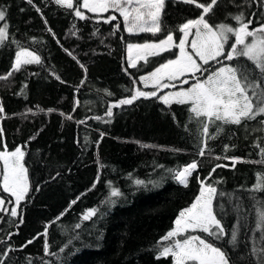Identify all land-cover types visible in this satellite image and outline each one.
<instances>
[{
    "label": "trees",
    "instance_id": "1",
    "mask_svg": "<svg viewBox=\"0 0 264 264\" xmlns=\"http://www.w3.org/2000/svg\"><path fill=\"white\" fill-rule=\"evenodd\" d=\"M0 6L7 8L11 37L0 46V76L12 70L20 47L35 52L42 61L23 65L8 79H0V150L3 145L9 151L22 146L30 188L17 208V217L0 212V259L4 264H172L170 256L156 258L157 242L199 194V179L208 177L217 164L222 167L208 181H219L214 186L223 194L214 200L216 215L227 233L234 228L238 232L235 245L229 243L228 235L217 246L231 264H257L252 249L264 247V231L256 228V211L258 202H264V192L249 189L258 174L264 175V163L259 162L264 116L241 125H225L222 133L207 141L201 157L200 129L190 121L186 105H165L155 97H141L113 108L111 117L106 115L109 104L130 98L136 88L147 90L139 81L144 71L175 57L166 52L149 57L147 63L138 62L136 68L127 66L128 43L157 37L129 34L117 12V19L106 23L103 14L82 9L90 17L82 20L54 0H33L32 4L0 0ZM201 11L179 0H165L163 24L175 29ZM240 11L246 21H253L250 29L264 23V0H219L208 19L212 24L235 26L229 14ZM174 35L178 43L181 34ZM233 63L254 71L246 58ZM225 156L239 158V162L233 164ZM193 160L198 169L187 186H182L169 170ZM136 179L147 186L136 185ZM109 181L122 193L113 198L114 204L104 203L111 191ZM0 198L10 210L11 196L0 190ZM93 208L98 209L97 215L82 220ZM65 209L67 213L52 223ZM76 224L81 225L79 229ZM46 225L47 235H40ZM46 240L49 252L57 255L45 254ZM8 249L12 250L5 257Z\"/></svg>",
    "mask_w": 264,
    "mask_h": 264
},
{
    "label": "snow or ice",
    "instance_id": "2",
    "mask_svg": "<svg viewBox=\"0 0 264 264\" xmlns=\"http://www.w3.org/2000/svg\"><path fill=\"white\" fill-rule=\"evenodd\" d=\"M32 2L33 0H27L29 4ZM54 2L71 10L76 17L82 20L90 18L85 15L82 9L96 14L114 10L122 17L124 28L129 34L150 33L157 37L156 40L144 43L127 44L128 63L132 68L137 67L138 61L147 63L149 57H156L162 53L172 52L175 55V59L167 60L156 67L154 71L140 77V81L145 84L150 81L154 90L142 91L136 88L130 98H123L109 104L106 111L107 116H112L113 108L130 105L141 97H155L165 105L173 103L186 105L190 121L194 120L200 129L201 146L198 154L201 157L207 150V141L215 139L222 133L225 125H241L245 121H254L257 117L264 116V23L250 29L253 21L251 19L246 21L243 11L236 15L229 14V17L236 22L235 26L226 22L212 24L208 17L213 14L219 0H209L208 3H202L200 0H179V2L195 5L202 11L197 18L186 19L185 22L172 29L164 26L162 20L165 0H82V3L81 0H76L75 4L74 0H54ZM255 2L261 3V0H255ZM6 18L7 8L0 6V46L11 39ZM99 18L97 16V19ZM116 19V15H109L105 22H113ZM118 28L119 24L114 32ZM176 32L181 34L179 43H176L174 35ZM190 36L192 39L189 41ZM230 39L233 42L229 44ZM173 49H178V54L173 52ZM241 57L252 63L254 71L245 65L233 63ZM41 62V57L35 52L20 47L15 53L12 70L5 76H0V79H8L13 71H19L23 65L40 64ZM81 68L84 66L81 65ZM254 76L255 78H253ZM188 78L192 79L189 87H182L178 91L158 95L161 89L174 86L171 84L173 81L188 84ZM133 83L135 84V80ZM105 91L107 92V90ZM107 95L111 96L112 94L107 93ZM28 111L30 112L31 109ZM0 112H3L2 107H0ZM71 118V116L67 117V119ZM96 119H100V117H96ZM80 123H84V121H80ZM261 124L264 125V120L261 121ZM213 127L215 132L211 133L210 128ZM2 131L0 129V133ZM102 136L103 134H101ZM256 146L259 147V143ZM2 147L3 150H0L2 190L15 198L16 206L9 210L4 207L5 200L0 198V212H7L10 216L17 217V208L30 191L26 176L27 170L22 162L25 153L22 146H17L12 151L7 150L6 145ZM227 151L228 146L226 145L225 152ZM260 155L262 159L259 162L264 163V148H260ZM224 158L230 159L233 164L239 162V158L236 157L225 156ZM216 159H220V157H216ZM219 167L222 165H215L208 177L199 179V194L190 206L179 212L174 226L157 242V259L171 256L173 264H231L229 256L221 247L217 246V242L230 235L229 243L235 245L238 240V232L234 228L230 234L227 233L221 220L217 218L214 200L218 195L223 194L219 193L214 186V183H219V181L208 182L212 173ZM197 169L198 162L193 160L182 168L170 169L169 172L173 174L178 183L187 186L189 177ZM98 181L99 175L97 176ZM108 183L111 187V181ZM134 183L138 186H147L146 182L140 179H136ZM148 183L155 185L157 182L149 181ZM249 191L264 192V175L258 174L256 184ZM120 196H122L120 190L111 187L110 195L104 203L114 204L113 198ZM75 203V200L72 201L69 208ZM258 203L260 206L256 211V228L264 231V202ZM67 211L68 209H65L60 213L52 223L59 221ZM97 213L98 209H88L81 218L87 221ZM20 222H23L22 217ZM80 226V224H76L75 228L79 229ZM47 227L46 225L45 232L40 235H47ZM195 232L201 234H192ZM27 243L31 244L32 241L29 240ZM11 250H6L3 255L6 257ZM44 251L47 255H57L49 252L47 240ZM60 251L63 252L64 249L61 248ZM252 254L257 257V264H264V247L259 249L253 247ZM0 264H4L2 259H0Z\"/></svg>",
    "mask_w": 264,
    "mask_h": 264
},
{
    "label": "rangeland",
    "instance_id": "3",
    "mask_svg": "<svg viewBox=\"0 0 264 264\" xmlns=\"http://www.w3.org/2000/svg\"><path fill=\"white\" fill-rule=\"evenodd\" d=\"M81 3H82V0H81ZM83 10H85V9H83ZM115 11L114 10H110L108 13H100V14H103V16L105 17V20H106V18L109 16V15H115ZM192 39V37L190 36L189 37V41ZM179 43V42H178ZM129 44V43H128ZM133 44H136V43H133ZM30 51V50H29ZM176 53L178 54V49H176ZM171 59H175V57H173V58H171ZM169 60V59H168ZM139 62V61H138ZM137 62V63H138ZM166 62V61H165ZM164 62V63H165ZM199 62V61H198ZM126 64L127 65H129V63H128V52H127V45H126ZM159 66V65H158ZM158 66H156V67H158ZM155 67V68H156ZM154 68V69H155ZM154 69H152V70H150V71H144L140 76H139V81H140V77L141 76H146L148 73H150V72H152V71H154ZM181 79H185V78H181ZM165 82H167L166 80H165ZM191 83H192V79L191 78H188V84H181L179 81H173V82H171V84L172 85H174V86H170V87H168V88H166V89H161L159 92H158V95H163V94H166V93H168V92H174V91H178V90H180L182 87H189L190 85H191ZM140 86H142L144 89L146 88L147 90L146 91H152L153 90V86H152V83L149 81L147 84H145L144 82H141L140 81ZM23 162V161H22ZM0 168H2V162H0ZM26 176H27V174H26ZM0 190H2V177H0ZM3 191V190H2ZM6 194H8L9 196H11V194L10 193H6ZM12 199H13V205H12V207H14V206H16L15 205V198L14 197H11ZM11 207V208H12ZM199 233V232H198ZM197 232H195V233H192V234H198ZM171 257V256H170ZM172 259V258H171ZM172 264H173V260H172Z\"/></svg>",
    "mask_w": 264,
    "mask_h": 264
},
{
    "label": "bare ground",
    "instance_id": "4",
    "mask_svg": "<svg viewBox=\"0 0 264 264\" xmlns=\"http://www.w3.org/2000/svg\"><path fill=\"white\" fill-rule=\"evenodd\" d=\"M180 184V183H179ZM180 185H182V184H180ZM182 186H184V185H182Z\"/></svg>",
    "mask_w": 264,
    "mask_h": 264
},
{
    "label": "crops",
    "instance_id": "5",
    "mask_svg": "<svg viewBox=\"0 0 264 264\" xmlns=\"http://www.w3.org/2000/svg\"><path fill=\"white\" fill-rule=\"evenodd\" d=\"M140 62V61H139ZM128 67H130L129 65H127Z\"/></svg>",
    "mask_w": 264,
    "mask_h": 264
}]
</instances>
